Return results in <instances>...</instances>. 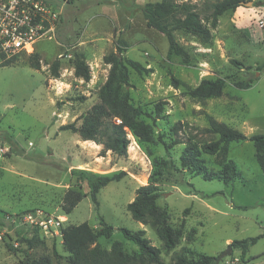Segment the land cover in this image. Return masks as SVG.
<instances>
[{
  "label": "rangeland",
  "instance_id": "1",
  "mask_svg": "<svg viewBox=\"0 0 264 264\" xmlns=\"http://www.w3.org/2000/svg\"><path fill=\"white\" fill-rule=\"evenodd\" d=\"M148 1L68 0L53 39L39 41L33 52L17 56L8 65L0 61V212L42 208L62 216L65 227L87 221L97 229L99 212L114 227L110 238L97 241L107 250L119 241L129 253L139 250L125 237V227L145 230L150 242L161 249L164 264L173 262L184 247L213 256V264H261L264 175L253 142L230 143L228 158L245 178L225 183L181 167L185 144L167 150L158 136L181 122L184 139L195 134L196 140L208 141L212 137L200 131L209 126L208 115L247 135L264 133V70L258 69L264 62V0H245L247 4L222 14L215 28L206 23L211 28L210 41L176 30L177 41L190 54L189 62L176 54L169 56L166 36L147 26L143 6ZM175 1L194 4L207 17L218 0ZM77 52L90 65V81L75 76L72 60ZM112 53L148 69L139 73L129 67L124 92L151 125L155 141L141 142L127 128L126 155L61 129L64 124L80 125L81 116L101 102V88L111 68L104 58ZM30 54L39 56V69L31 66ZM56 60L61 62L59 77L50 71ZM217 78L225 79L222 96L197 99L190 95L203 79ZM249 79H254L251 87H236L237 81ZM203 157L209 168H220L215 155ZM164 161L168 167L158 174L156 166ZM82 171L121 176L100 188L99 210ZM151 182L160 189L158 205L169 210L171 223L180 230L179 241L171 249L165 247L156 227L135 220L127 209L137 189ZM70 190L79 192L81 200L66 213L65 196ZM258 236L244 253L232 245L233 240ZM11 238L17 246L0 241V264H30L42 258H49L50 264H70L60 239L34 236L27 240L20 234ZM229 244L232 254L216 263Z\"/></svg>",
  "mask_w": 264,
  "mask_h": 264
},
{
  "label": "trees",
  "instance_id": "2",
  "mask_svg": "<svg viewBox=\"0 0 264 264\" xmlns=\"http://www.w3.org/2000/svg\"><path fill=\"white\" fill-rule=\"evenodd\" d=\"M245 0H218L213 3L212 12L209 16L203 17L198 8L189 2L178 3L175 0H151L144 4L143 15L146 24L150 28L163 33L169 43L168 55L176 54L184 62H189L190 54L181 45L175 36L176 30H183L199 36L203 41H210L212 38L211 28L206 23L210 21L211 27L215 28L219 17L227 11H235ZM123 52V49H120ZM17 57V56H16ZM4 60L3 65H8L12 59ZM105 61L111 64L109 76L101 88V102L95 104L91 110L81 116V124L76 122L64 124L63 130H71L78 133L83 140H92L103 144L105 150H112L118 155H126L130 139L128 129L141 142H154L155 136L150 124L142 118V112L130 103L128 92H124V86L129 84V67L139 73L148 71L140 62L119 57L115 53L105 56ZM72 63L75 68V76L90 81L92 72L82 53H76ZM235 63H237L235 61ZM32 67L40 68V58L37 54H30ZM61 62L54 61L50 66L51 74L60 76ZM264 70V62L259 66ZM254 79L237 81L236 87L246 89L253 85ZM225 87V79H203L201 83L190 90V95L197 99L209 97H220ZM209 126L201 128L200 131L212 138L208 141L196 140V135H189L184 139L181 131L184 126L176 122L168 126V131L159 135V141L167 150L177 144H185L180 157L181 167L196 174L202 175L206 180L218 179L225 183L242 179L243 173L237 167L234 160L228 158L229 145L232 142L251 140L255 146L257 161L264 174V133L247 135L241 130L219 121L208 115ZM117 119L120 120L118 122ZM128 128V129H127ZM214 136H217L215 138ZM204 154L218 157L219 169H211L207 166ZM157 173L162 174L168 167L166 161L157 164ZM87 175L90 195L97 210L100 202L98 193L100 188L112 180H120L121 176L95 175L92 172L82 171ZM95 180L93 177H95ZM160 189L154 183L140 186L136 191L135 199L127 205L132 217L143 223L156 227L160 239L166 248L171 249L179 241L180 230L170 221L171 214L167 208L158 205ZM81 200V194L70 190L65 196L64 209L70 213ZM100 228H93L87 221L80 224H73L63 229V245L70 254V264H164L161 258V249L154 246L145 236V230H131L122 228L125 237L138 245L139 250L129 253L124 249L122 242H114L110 250L101 248L97 243L101 237L110 238L114 227L108 223L98 212ZM260 236L244 240H233L235 248H241L243 253L249 244L257 242ZM95 244V245H94ZM94 245L93 247H91ZM215 258L184 247L181 253L174 257L170 264H213ZM30 264H50L49 258L33 260Z\"/></svg>",
  "mask_w": 264,
  "mask_h": 264
},
{
  "label": "built area",
  "instance_id": "3",
  "mask_svg": "<svg viewBox=\"0 0 264 264\" xmlns=\"http://www.w3.org/2000/svg\"><path fill=\"white\" fill-rule=\"evenodd\" d=\"M68 0H0V61L33 52L39 41L51 40ZM62 216L33 208L16 213L0 212V241L17 246L11 236L28 240L40 236L63 242ZM2 241V242H3Z\"/></svg>",
  "mask_w": 264,
  "mask_h": 264
},
{
  "label": "water",
  "instance_id": "4",
  "mask_svg": "<svg viewBox=\"0 0 264 264\" xmlns=\"http://www.w3.org/2000/svg\"><path fill=\"white\" fill-rule=\"evenodd\" d=\"M252 1L248 2V4H251ZM244 4H247L246 2H244ZM233 252V247L231 244H229L228 248L226 250H224L219 256L218 258L216 259V263L219 262V260L227 255H231Z\"/></svg>",
  "mask_w": 264,
  "mask_h": 264
},
{
  "label": "crops",
  "instance_id": "5",
  "mask_svg": "<svg viewBox=\"0 0 264 264\" xmlns=\"http://www.w3.org/2000/svg\"><path fill=\"white\" fill-rule=\"evenodd\" d=\"M61 22V21H60ZM60 24V23H59ZM58 24V25H59ZM263 173V172H262ZM264 175V174H263ZM243 178H245L244 174H243ZM264 204V203H263ZM264 207V206H263ZM261 264L263 263L264 264V261L260 262Z\"/></svg>",
  "mask_w": 264,
  "mask_h": 264
}]
</instances>
